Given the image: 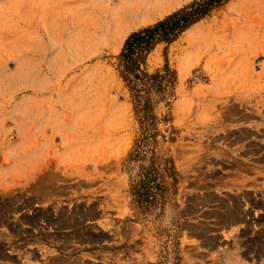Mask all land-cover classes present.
Returning a JSON list of instances; mask_svg holds the SVG:
<instances>
[{
  "label": "rangeland",
  "instance_id": "obj_1",
  "mask_svg": "<svg viewBox=\"0 0 264 264\" xmlns=\"http://www.w3.org/2000/svg\"><path fill=\"white\" fill-rule=\"evenodd\" d=\"M119 1L0 0V264H264V0H231L169 47L176 139L157 153L174 169L148 214L115 56L193 0L116 22Z\"/></svg>",
  "mask_w": 264,
  "mask_h": 264
},
{
  "label": "trees",
  "instance_id": "obj_2",
  "mask_svg": "<svg viewBox=\"0 0 264 264\" xmlns=\"http://www.w3.org/2000/svg\"><path fill=\"white\" fill-rule=\"evenodd\" d=\"M229 1L193 0L163 19L131 32L115 56L114 65L128 90L139 127L126 161L129 170L140 168L131 191L141 214L159 207L160 198L167 191L165 174L173 173L174 169L171 159L162 162L157 153L160 139L165 142L176 139L172 106L177 99L178 74L169 62V47L186 30ZM160 46H163L164 62L153 67L150 57Z\"/></svg>",
  "mask_w": 264,
  "mask_h": 264
},
{
  "label": "bare ground",
  "instance_id": "obj_3",
  "mask_svg": "<svg viewBox=\"0 0 264 264\" xmlns=\"http://www.w3.org/2000/svg\"><path fill=\"white\" fill-rule=\"evenodd\" d=\"M150 11L151 7L146 3H142L141 0H128L127 2L122 3L121 5H119V7H117L116 12H114L112 21L124 22L131 19L134 20L141 18L143 14L147 15L145 16V18L151 17Z\"/></svg>",
  "mask_w": 264,
  "mask_h": 264
},
{
  "label": "crops",
  "instance_id": "obj_4",
  "mask_svg": "<svg viewBox=\"0 0 264 264\" xmlns=\"http://www.w3.org/2000/svg\"><path fill=\"white\" fill-rule=\"evenodd\" d=\"M120 1H125V0H120ZM120 1L118 2V4L120 3ZM130 1H132V0H130ZM142 1V3H146V4H148L150 7H151V11H150V13L152 14L153 12H154V10L158 7V5L161 3V0H154V3L151 1V0H141ZM148 2V3H147ZM117 4V5H118ZM159 8H157V10H158ZM164 12H166V10H164ZM164 12H161V14L162 13H164ZM112 16V15H111ZM145 16H147V15H142L141 16V18H145ZM152 17H150V19H151ZM149 19V18H148ZM154 20V19H153ZM129 21V20H128ZM151 21V20H150ZM148 20H146V21H144V23L145 24H148Z\"/></svg>",
  "mask_w": 264,
  "mask_h": 264
}]
</instances>
